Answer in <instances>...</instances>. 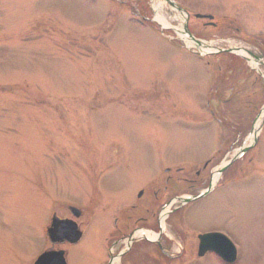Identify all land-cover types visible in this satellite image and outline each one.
<instances>
[{
  "label": "rangeland",
  "instance_id": "obj_1",
  "mask_svg": "<svg viewBox=\"0 0 264 264\" xmlns=\"http://www.w3.org/2000/svg\"><path fill=\"white\" fill-rule=\"evenodd\" d=\"M177 1L264 38V0ZM167 5L151 7L166 18ZM174 41L110 0H0V264H34L53 248L68 264H105L134 225L158 234L163 204L203 190L240 147L210 196L167 214L164 238L185 240L171 244L183 254L166 259L149 241L126 264H227L197 256L208 230L236 239V264H264V124L256 144L250 136L264 65L242 83L226 76L208 102L231 57ZM55 218L74 220L81 241L52 242Z\"/></svg>",
  "mask_w": 264,
  "mask_h": 264
},
{
  "label": "water",
  "instance_id": "obj_2",
  "mask_svg": "<svg viewBox=\"0 0 264 264\" xmlns=\"http://www.w3.org/2000/svg\"><path fill=\"white\" fill-rule=\"evenodd\" d=\"M67 228H68V226H66V225L59 226V228L54 232V235L56 236L55 240H59L61 242L70 241V240L72 242H77L80 239V237H81V232L77 229L76 224H75V229L72 231V233H70V238L67 235L64 236V237L57 238V237L63 235V233H65V232H61L60 230H64V229H67ZM60 253L62 254V257H63L64 256V251H60Z\"/></svg>",
  "mask_w": 264,
  "mask_h": 264
},
{
  "label": "flooded vegetation",
  "instance_id": "obj_3",
  "mask_svg": "<svg viewBox=\"0 0 264 264\" xmlns=\"http://www.w3.org/2000/svg\"><path fill=\"white\" fill-rule=\"evenodd\" d=\"M166 189V188H165Z\"/></svg>",
  "mask_w": 264,
  "mask_h": 264
}]
</instances>
